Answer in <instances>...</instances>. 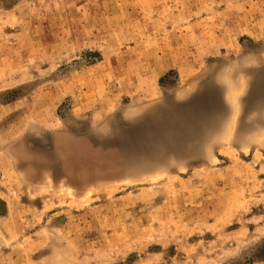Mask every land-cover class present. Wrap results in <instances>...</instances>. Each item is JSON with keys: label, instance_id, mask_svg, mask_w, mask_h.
<instances>
[{"label": "rangeland", "instance_id": "rangeland-1", "mask_svg": "<svg viewBox=\"0 0 264 264\" xmlns=\"http://www.w3.org/2000/svg\"><path fill=\"white\" fill-rule=\"evenodd\" d=\"M0 264H264V0H0Z\"/></svg>", "mask_w": 264, "mask_h": 264}]
</instances>
